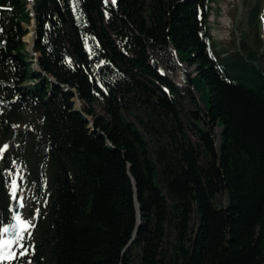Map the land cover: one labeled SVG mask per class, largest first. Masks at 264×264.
<instances>
[{
    "label": "trees",
    "instance_id": "trees-1",
    "mask_svg": "<svg viewBox=\"0 0 264 264\" xmlns=\"http://www.w3.org/2000/svg\"><path fill=\"white\" fill-rule=\"evenodd\" d=\"M213 1L0 0V131L33 224L1 264H264V48L220 49ZM12 214L0 168V235Z\"/></svg>",
    "mask_w": 264,
    "mask_h": 264
},
{
    "label": "rangeland",
    "instance_id": "rangeland-1",
    "mask_svg": "<svg viewBox=\"0 0 264 264\" xmlns=\"http://www.w3.org/2000/svg\"><path fill=\"white\" fill-rule=\"evenodd\" d=\"M260 1V8L258 10V17L254 24L248 22L247 18L250 13V9L256 7L257 3ZM211 13L209 16V26L210 34L212 39L217 42L218 47L224 50H238V45L240 40L244 37L247 40V43L250 47L254 48L255 42L254 39L257 38L260 40V48H264V0H215L210 5ZM254 26L255 29H251ZM261 49L258 50V53L261 52ZM260 65L264 67V59L261 60ZM184 70L187 72L192 71L193 68H190L186 65L183 66ZM196 101L198 97L195 95ZM79 102V101H78ZM201 105V104H200ZM181 118L182 121L189 126L188 117L190 111L195 110L191 104L190 99L184 96L181 105ZM202 106V105H201ZM81 107L76 104L75 108ZM96 111L98 114H102L101 107L96 106ZM5 146H7L5 148ZM19 155L16 153V144L10 139L4 138L0 131V168L2 174L6 179V186L9 192L11 201L13 202V207L16 204H19L18 214L22 221L26 222L29 227L20 234L24 237H28L32 231L33 224L30 216L28 215V207L31 203L32 190L29 186L21 182V168L19 162ZM13 183H15V194L13 195ZM225 203V198L221 200ZM17 215H12L11 219H15ZM16 220V219H15ZM18 231L20 227L18 226ZM0 239L7 240L9 239L5 233H1ZM23 240L19 244H13L11 251L16 253L20 252L23 245ZM11 260V259H10ZM3 260L0 261V264L3 263Z\"/></svg>",
    "mask_w": 264,
    "mask_h": 264
},
{
    "label": "snow or ice",
    "instance_id": "snow-or-ice-1",
    "mask_svg": "<svg viewBox=\"0 0 264 264\" xmlns=\"http://www.w3.org/2000/svg\"><path fill=\"white\" fill-rule=\"evenodd\" d=\"M7 146H5L6 148ZM15 194V183H13V195ZM17 226L20 227V231L14 232L11 239L2 240L0 239V261L3 260H10L15 258V253L11 251L13 244H19L20 241L23 240V236L20 234L21 232L25 231L29 225L26 224V222L22 221L21 217L17 215L15 217ZM15 227V226H13ZM10 229L5 227L3 228V233L7 234L9 233ZM23 246L22 244L20 245Z\"/></svg>",
    "mask_w": 264,
    "mask_h": 264
},
{
    "label": "water",
    "instance_id": "water-1",
    "mask_svg": "<svg viewBox=\"0 0 264 264\" xmlns=\"http://www.w3.org/2000/svg\"><path fill=\"white\" fill-rule=\"evenodd\" d=\"M28 1H29L28 8L32 10V6H33L34 2H33V0H28ZM30 16L32 17L31 25L33 26V46H34L35 19H34L33 11H31ZM26 30H28V29H26ZM33 46H32V48H33ZM27 51L29 53H32V51L29 50L28 48H27ZM32 67H33L34 70H38L37 63H35ZM76 110L80 111V107H78ZM135 205H136V208H137V224H139V209H138L137 202H135ZM18 211H19V204L17 203L16 206L14 207V209H13V215H17L18 214ZM13 226H15V227H13ZM7 228H9L10 231H9V233L6 234V236L9 239H11L12 236H13V234H14V232H18V226H17L16 220L15 219H12Z\"/></svg>",
    "mask_w": 264,
    "mask_h": 264
},
{
    "label": "bare ground",
    "instance_id": "bare-ground-1",
    "mask_svg": "<svg viewBox=\"0 0 264 264\" xmlns=\"http://www.w3.org/2000/svg\"><path fill=\"white\" fill-rule=\"evenodd\" d=\"M27 29H28L27 30V33L28 34L26 33V35L24 37H26V39H28V49L32 51L33 50V48H32V46H33V26L30 25V26H28ZM24 37H23V40H24ZM76 100L77 99H75V101ZM76 104L79 105V106H81V103L80 102H76Z\"/></svg>",
    "mask_w": 264,
    "mask_h": 264
}]
</instances>
